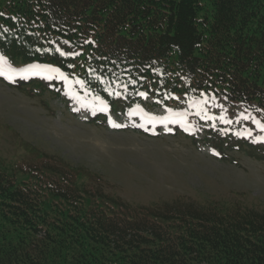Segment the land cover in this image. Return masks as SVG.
<instances>
[{
	"label": "trees",
	"instance_id": "1",
	"mask_svg": "<svg viewBox=\"0 0 264 264\" xmlns=\"http://www.w3.org/2000/svg\"><path fill=\"white\" fill-rule=\"evenodd\" d=\"M0 64L47 68L16 81L33 92L61 93L64 74L99 124L140 91L184 108L220 95L264 122V0H0ZM84 174L0 162V264H264V211L133 205Z\"/></svg>",
	"mask_w": 264,
	"mask_h": 264
},
{
	"label": "rangeland",
	"instance_id": "2",
	"mask_svg": "<svg viewBox=\"0 0 264 264\" xmlns=\"http://www.w3.org/2000/svg\"><path fill=\"white\" fill-rule=\"evenodd\" d=\"M0 73L3 165L65 161L98 192L133 205L179 201L264 211L263 121L243 114L239 122L240 111L232 114L220 102L222 112L215 104L202 119L205 103L197 102L161 120L152 113L167 107L155 106L146 115L117 111L98 124L56 91L33 92L1 66Z\"/></svg>",
	"mask_w": 264,
	"mask_h": 264
},
{
	"label": "snow or ice",
	"instance_id": "3",
	"mask_svg": "<svg viewBox=\"0 0 264 264\" xmlns=\"http://www.w3.org/2000/svg\"><path fill=\"white\" fill-rule=\"evenodd\" d=\"M0 74H2V73H0ZM143 95V94H142ZM114 127H120V125H113Z\"/></svg>",
	"mask_w": 264,
	"mask_h": 264
}]
</instances>
